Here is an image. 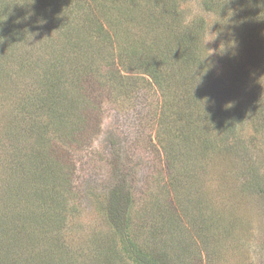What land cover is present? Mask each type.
I'll use <instances>...</instances> for the list:
<instances>
[{
	"label": "rangeland",
	"instance_id": "374dc122",
	"mask_svg": "<svg viewBox=\"0 0 264 264\" xmlns=\"http://www.w3.org/2000/svg\"><path fill=\"white\" fill-rule=\"evenodd\" d=\"M0 264H264V0H0Z\"/></svg>",
	"mask_w": 264,
	"mask_h": 264
},
{
	"label": "trees",
	"instance_id": "16d2710c",
	"mask_svg": "<svg viewBox=\"0 0 264 264\" xmlns=\"http://www.w3.org/2000/svg\"><path fill=\"white\" fill-rule=\"evenodd\" d=\"M180 73L184 74V72H183V71H181Z\"/></svg>",
	"mask_w": 264,
	"mask_h": 264
},
{
	"label": "clouds",
	"instance_id": "9594fccd",
	"mask_svg": "<svg viewBox=\"0 0 264 264\" xmlns=\"http://www.w3.org/2000/svg\"><path fill=\"white\" fill-rule=\"evenodd\" d=\"M209 41H207V43H208Z\"/></svg>",
	"mask_w": 264,
	"mask_h": 264
}]
</instances>
